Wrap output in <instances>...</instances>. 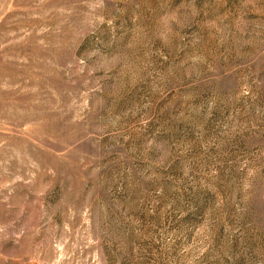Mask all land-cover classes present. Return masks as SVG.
<instances>
[{"label": "rangeland", "instance_id": "374dc122", "mask_svg": "<svg viewBox=\"0 0 264 264\" xmlns=\"http://www.w3.org/2000/svg\"><path fill=\"white\" fill-rule=\"evenodd\" d=\"M0 264H264V0H0Z\"/></svg>", "mask_w": 264, "mask_h": 264}]
</instances>
